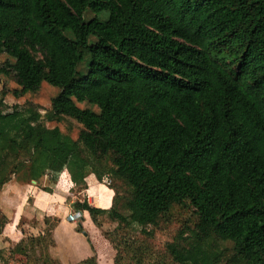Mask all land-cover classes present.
Returning <instances> with one entry per match:
<instances>
[{
	"label": "trees",
	"instance_id": "obj_1",
	"mask_svg": "<svg viewBox=\"0 0 264 264\" xmlns=\"http://www.w3.org/2000/svg\"><path fill=\"white\" fill-rule=\"evenodd\" d=\"M3 77L17 87L0 104L44 82L59 91L45 113L32 102L0 111L1 183L48 176L51 191L73 159L95 160L116 225L105 230L106 210L87 198L72 207L89 212L115 263L149 245L150 264H264V0H0ZM139 208L155 217L136 222ZM174 209L188 216L155 247ZM7 223L0 210V234ZM54 242L34 238L35 264H62ZM16 254L19 244L0 248V263Z\"/></svg>",
	"mask_w": 264,
	"mask_h": 264
},
{
	"label": "crops",
	"instance_id": "obj_2",
	"mask_svg": "<svg viewBox=\"0 0 264 264\" xmlns=\"http://www.w3.org/2000/svg\"><path fill=\"white\" fill-rule=\"evenodd\" d=\"M84 163L81 159L69 162L57 182L50 186L51 191L39 187L38 181L22 184L12 180L4 185L0 191V209L8 217V223L0 234V248L10 243L21 245L26 255L16 254V259L25 257L23 261L27 263L28 257L38 254L34 238L51 231L55 241L51 250L62 264H76L93 255L97 256L98 264L101 260L104 264H117L116 250L88 211L83 212L77 223L67 219L74 210L72 203L84 198L106 210L104 219L109 214L114 191L107 185L106 175L102 179L97 176V161L89 159ZM45 178L48 182V176ZM78 224L83 231L77 229ZM15 261L9 264H17Z\"/></svg>",
	"mask_w": 264,
	"mask_h": 264
},
{
	"label": "rangeland",
	"instance_id": "obj_3",
	"mask_svg": "<svg viewBox=\"0 0 264 264\" xmlns=\"http://www.w3.org/2000/svg\"><path fill=\"white\" fill-rule=\"evenodd\" d=\"M6 56L2 55L1 59H4ZM82 72H86V66L81 65ZM7 87L10 90H13L17 87L16 83L12 81L11 79H7L6 77H3L2 83H0V92L2 91L3 87ZM58 89L54 86H51L47 82H44L40 91L33 93L28 92L24 94L21 97L16 98L13 96L10 92L6 95L4 101L2 104H0V111L8 112L12 111L15 105H18L20 108H27L30 106V102H32L34 105H38L40 107V111L42 113H45L46 110L51 108V99L53 96H55L58 93ZM80 107H91L95 110H97V106H94L92 104L86 103V102H79L78 103ZM49 126H55L59 125L62 130H66V125L63 123H57V122H49ZM73 137H78V127H76L75 131L73 132ZM106 179V178H105ZM14 181V180H13ZM5 184L0 182V191H2ZM39 187L44 189L43 187H49V184L45 177L40 179L39 181ZM1 210V209H0ZM2 211V210H1ZM188 213L181 212L179 209H174L173 211L168 212L165 214V218L162 222L161 228L157 229L159 232H156L155 237L152 238V243L155 244V247H159L161 249L164 248L167 241L172 240L173 236L177 233V231L180 229V226L182 223H184V219L187 218ZM155 217L154 213L148 212L143 209H137L133 213V219L136 222H144V221H150ZM103 228L105 230H112L115 227V223H113L108 217L103 220ZM151 226H148V228ZM134 231H132L133 233ZM15 245L14 243H10L7 247L12 248ZM153 249L158 252L159 250L155 248H151L149 245H145L143 250H140L137 254V257H133L130 254H125L121 259V264H150L152 263L155 258L156 254L153 252ZM52 251V250H51ZM39 253V252H37ZM232 252H228V254H231ZM9 255V254H8ZM7 255V256H8ZM18 256V255H16ZM15 256V258H16ZM25 257H23L24 259ZM32 257H28L26 260L27 263L21 260H16L15 262L17 264H35L32 260ZM101 264L103 263V260H101Z\"/></svg>",
	"mask_w": 264,
	"mask_h": 264
},
{
	"label": "built area",
	"instance_id": "obj_4",
	"mask_svg": "<svg viewBox=\"0 0 264 264\" xmlns=\"http://www.w3.org/2000/svg\"><path fill=\"white\" fill-rule=\"evenodd\" d=\"M83 217V211L81 210H73L67 215V219L71 222L77 223Z\"/></svg>",
	"mask_w": 264,
	"mask_h": 264
},
{
	"label": "water",
	"instance_id": "obj_5",
	"mask_svg": "<svg viewBox=\"0 0 264 264\" xmlns=\"http://www.w3.org/2000/svg\"><path fill=\"white\" fill-rule=\"evenodd\" d=\"M33 182H35V180H33Z\"/></svg>",
	"mask_w": 264,
	"mask_h": 264
}]
</instances>
